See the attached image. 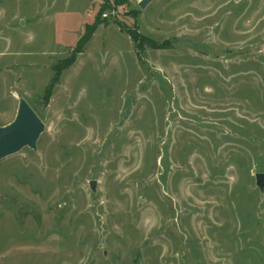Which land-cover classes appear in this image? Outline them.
Wrapping results in <instances>:
<instances>
[{"label":"rangeland","instance_id":"obj_1","mask_svg":"<svg viewBox=\"0 0 264 264\" xmlns=\"http://www.w3.org/2000/svg\"><path fill=\"white\" fill-rule=\"evenodd\" d=\"M139 2L0 0V264H264V0Z\"/></svg>","mask_w":264,"mask_h":264},{"label":"water","instance_id":"obj_2","mask_svg":"<svg viewBox=\"0 0 264 264\" xmlns=\"http://www.w3.org/2000/svg\"><path fill=\"white\" fill-rule=\"evenodd\" d=\"M152 0H140L139 6L145 9ZM45 130V124L29 104L21 97L19 99L16 116L12 122L0 126V160L18 153L25 147L37 150L38 141ZM256 184L264 191V173H256ZM96 181H91V188L95 190Z\"/></svg>","mask_w":264,"mask_h":264},{"label":"trees","instance_id":"obj_3","mask_svg":"<svg viewBox=\"0 0 264 264\" xmlns=\"http://www.w3.org/2000/svg\"><path fill=\"white\" fill-rule=\"evenodd\" d=\"M104 21L105 20H101L100 19V14H99V15H97L95 21L92 24H87L85 26V32L82 35V37L80 38V40L78 41V44L76 46L75 55L72 56V58L69 59L65 63V67L66 68L69 67V66H71V65H73L74 62L76 61L77 56L85 50V47L91 41V39H92L95 31L98 29V27L101 24L107 25ZM130 35H131L132 39L134 40V42L137 43L138 46H140V43L142 42V38L138 34V32L137 31H134V32L130 33Z\"/></svg>","mask_w":264,"mask_h":264}]
</instances>
